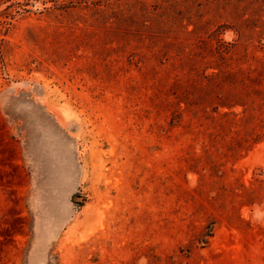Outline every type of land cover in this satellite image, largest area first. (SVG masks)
Wrapping results in <instances>:
<instances>
[{"label": "rangeland", "instance_id": "obj_1", "mask_svg": "<svg viewBox=\"0 0 264 264\" xmlns=\"http://www.w3.org/2000/svg\"><path fill=\"white\" fill-rule=\"evenodd\" d=\"M0 264H264V0H0Z\"/></svg>", "mask_w": 264, "mask_h": 264}]
</instances>
